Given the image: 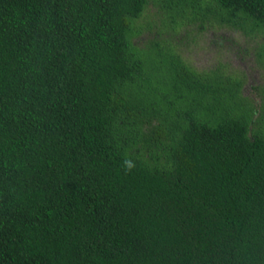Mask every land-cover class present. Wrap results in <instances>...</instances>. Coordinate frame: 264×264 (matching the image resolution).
<instances>
[{"label": "trees", "instance_id": "16d2710c", "mask_svg": "<svg viewBox=\"0 0 264 264\" xmlns=\"http://www.w3.org/2000/svg\"><path fill=\"white\" fill-rule=\"evenodd\" d=\"M207 26L264 0H0V264H264V83L187 61Z\"/></svg>", "mask_w": 264, "mask_h": 264}, {"label": "rangeland", "instance_id": "374dc122", "mask_svg": "<svg viewBox=\"0 0 264 264\" xmlns=\"http://www.w3.org/2000/svg\"><path fill=\"white\" fill-rule=\"evenodd\" d=\"M147 11V19L160 20L158 5L150 3ZM144 20L140 19L141 22ZM193 30V35L186 39L182 38L184 31L179 35L181 38L177 36L181 39L179 42L185 59L199 69L222 63L228 71L244 73L243 94L254 97V85L264 83V68L259 65L255 55L256 47L264 41L263 36L251 37L241 29L223 26H207L203 30L193 27ZM148 36L152 37L153 33L145 32L141 39L146 40ZM140 42L144 45V42Z\"/></svg>", "mask_w": 264, "mask_h": 264}]
</instances>
